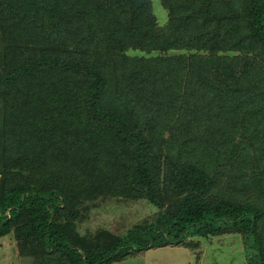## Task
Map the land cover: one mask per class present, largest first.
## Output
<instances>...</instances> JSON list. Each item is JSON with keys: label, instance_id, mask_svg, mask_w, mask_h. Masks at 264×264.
Wrapping results in <instances>:
<instances>
[{"label": "trees", "instance_id": "1", "mask_svg": "<svg viewBox=\"0 0 264 264\" xmlns=\"http://www.w3.org/2000/svg\"><path fill=\"white\" fill-rule=\"evenodd\" d=\"M162 4L165 26L152 0H0V239L33 264L230 234L264 264V0ZM15 144L59 171L22 181ZM111 195L166 207L164 225L93 246L82 204Z\"/></svg>", "mask_w": 264, "mask_h": 264}, {"label": "rangeland", "instance_id": "2", "mask_svg": "<svg viewBox=\"0 0 264 264\" xmlns=\"http://www.w3.org/2000/svg\"><path fill=\"white\" fill-rule=\"evenodd\" d=\"M163 0H152L153 11L162 26L168 22V12L162 4ZM8 122H11L8 119ZM36 124L32 129H37ZM17 145L2 147L1 154L20 161L17 170L18 178L22 181L50 178L56 174L59 161H54L49 155L30 160L25 150L16 149ZM42 160L38 162V160ZM25 161V162H24ZM22 162V163H21ZM39 163L43 165L39 166ZM75 176L81 172L70 165ZM71 172V173H72ZM1 179V178H0ZM70 180L71 178H67ZM78 231L88 243L96 247L111 244L115 240L127 236L135 229H145L149 226H163L166 207L158 208L148 200H131L120 196H100L95 200L82 204ZM188 241L196 243L195 249H188L185 245L169 246L161 249H151L127 260L126 264H250L249 253L244 247L243 238L239 234L220 237H193ZM34 259L22 255L18 246L16 233L0 239V264H33ZM119 264V263H116Z\"/></svg>", "mask_w": 264, "mask_h": 264}, {"label": "crops", "instance_id": "3", "mask_svg": "<svg viewBox=\"0 0 264 264\" xmlns=\"http://www.w3.org/2000/svg\"><path fill=\"white\" fill-rule=\"evenodd\" d=\"M166 248V247H165ZM161 249V248H160ZM148 252V251H147ZM144 255V253H141L140 255H139V258L140 257H142ZM126 263H129L128 261H124V262H121V263H119V264H126Z\"/></svg>", "mask_w": 264, "mask_h": 264}]
</instances>
